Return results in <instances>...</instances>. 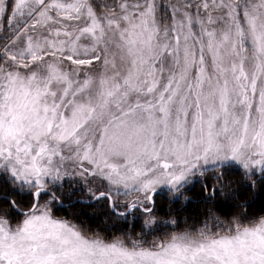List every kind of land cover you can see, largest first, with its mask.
Instances as JSON below:
<instances>
[{
    "label": "snow or ice",
    "instance_id": "snow-or-ice-1",
    "mask_svg": "<svg viewBox=\"0 0 264 264\" xmlns=\"http://www.w3.org/2000/svg\"><path fill=\"white\" fill-rule=\"evenodd\" d=\"M0 33V264H264V216L144 245L53 215L73 186L153 213L210 164L264 186V0H0Z\"/></svg>",
    "mask_w": 264,
    "mask_h": 264
},
{
    "label": "trees",
    "instance_id": "trees-1",
    "mask_svg": "<svg viewBox=\"0 0 264 264\" xmlns=\"http://www.w3.org/2000/svg\"><path fill=\"white\" fill-rule=\"evenodd\" d=\"M2 178L0 177V196L8 195L12 188L6 179ZM222 184L228 185L223 193L219 190ZM249 184L241 168L228 167L223 172L222 182L214 181L213 177L195 181L184 191L183 200H174L167 193H157L153 214L161 219H172L174 230L181 227L182 230L199 227L210 213L221 217L239 214L242 218L249 219L264 216V186L257 184L249 187ZM213 187L217 189L215 195L211 191ZM73 191L69 187L62 190L63 204L57 202L53 209L56 218L70 221L88 235H99L105 240L120 237L128 238L130 242L136 239V233L144 231L145 224L135 213L120 216L113 212L107 200L102 198L93 203H84L81 200L85 198L81 197L82 194L78 191L69 195ZM9 198L16 199L22 206L28 203L26 194L23 193ZM0 208L8 209L2 198Z\"/></svg>",
    "mask_w": 264,
    "mask_h": 264
},
{
    "label": "rangeland",
    "instance_id": "rangeland-1",
    "mask_svg": "<svg viewBox=\"0 0 264 264\" xmlns=\"http://www.w3.org/2000/svg\"><path fill=\"white\" fill-rule=\"evenodd\" d=\"M118 2H119V0H92L93 6H94V10L97 12V15H99V16L105 15L107 13L109 7H116L118 5ZM129 2L130 3H134L135 0H129ZM4 35H5V33H0V36H4ZM101 70H102V68H101L100 62H98V61L95 62L92 67H86L84 69V71H87V72H90V73H95V72H98V71H101ZM231 167L241 168L238 165H233ZM207 168H208V171H206L204 173V175H200L199 173H197L196 175L190 177L188 184L183 189V194H184V191L186 189H188L195 181H203L205 178H209V177H213L214 181H216L215 177L220 174L221 169L217 168L216 166L211 165V164L208 165ZM226 168H228V166H225V169ZM72 189L74 191H78L79 193H81L82 194L81 197H84L85 200L94 199L92 197L91 193H89L87 191L86 187L73 186ZM159 192H163V193L169 194V196L172 199H174V200H177V199L178 200L179 199L183 200V195L175 196V195L172 194V192L168 188H163L162 187V188H158L156 190L155 194L153 195L154 203H155V196ZM113 197H114V201L117 203L119 209L126 211V209L124 208L125 204H128V203H131V202L135 201L137 199V194L136 193H129V194L126 195L124 193V190L121 189L119 191V193H116L114 191L113 192ZM59 204H63V203L59 202ZM154 211H155V206L153 205V212ZM133 213H135L136 216L139 217V220L143 221V223L145 224L144 225V231H139L138 233H136L137 236H136L135 240L141 241L140 242L141 244L150 245L153 241H159L161 239H164L175 228V227L172 228V225L173 226L175 225L172 219L171 220L161 219V218H158L159 216L157 217L153 213H145L142 210H134L132 212H127V214H129V215L133 214ZM149 216H151L153 218L154 223H151V224H146L145 223V221L149 218ZM237 216H239V214L238 215L237 214L236 215H231V216H228V217H221L218 214L210 213L209 216L207 217V220L202 225H200L199 227H195L194 229H199V228L203 227L205 223L211 224V221H212L213 217H218L221 220L228 221V220H230V219H232L234 217H237ZM239 217H241V216H239ZM175 230L176 231H180V230H182V227L181 228H176ZM188 230L191 231L193 229H188ZM125 237H128V236H125Z\"/></svg>",
    "mask_w": 264,
    "mask_h": 264
},
{
    "label": "water",
    "instance_id": "water-1",
    "mask_svg": "<svg viewBox=\"0 0 264 264\" xmlns=\"http://www.w3.org/2000/svg\"><path fill=\"white\" fill-rule=\"evenodd\" d=\"M82 202H84V203H87V202H90V203H93V202H95L96 201V199H92V200H81ZM118 213V212H117Z\"/></svg>",
    "mask_w": 264,
    "mask_h": 264
},
{
    "label": "flooded vegetation",
    "instance_id": "flooded-vegetation-1",
    "mask_svg": "<svg viewBox=\"0 0 264 264\" xmlns=\"http://www.w3.org/2000/svg\"><path fill=\"white\" fill-rule=\"evenodd\" d=\"M3 196H0V199L2 198Z\"/></svg>",
    "mask_w": 264,
    "mask_h": 264
}]
</instances>
